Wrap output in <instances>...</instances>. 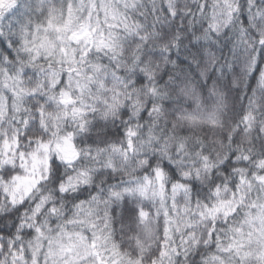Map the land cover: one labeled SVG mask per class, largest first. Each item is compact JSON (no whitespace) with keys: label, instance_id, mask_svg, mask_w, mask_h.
I'll list each match as a JSON object with an SVG mask.
<instances>
[{"label":"clouds","instance_id":"obj_1","mask_svg":"<svg viewBox=\"0 0 264 264\" xmlns=\"http://www.w3.org/2000/svg\"><path fill=\"white\" fill-rule=\"evenodd\" d=\"M0 264H264V0H0Z\"/></svg>","mask_w":264,"mask_h":264}]
</instances>
